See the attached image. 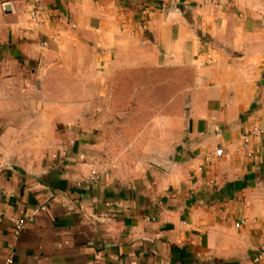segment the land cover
Segmentation results:
<instances>
[{
  "label": "crops",
  "instance_id": "1",
  "mask_svg": "<svg viewBox=\"0 0 264 264\" xmlns=\"http://www.w3.org/2000/svg\"><path fill=\"white\" fill-rule=\"evenodd\" d=\"M0 264H264V0H0Z\"/></svg>",
  "mask_w": 264,
  "mask_h": 264
},
{
  "label": "built area",
  "instance_id": "2",
  "mask_svg": "<svg viewBox=\"0 0 264 264\" xmlns=\"http://www.w3.org/2000/svg\"><path fill=\"white\" fill-rule=\"evenodd\" d=\"M98 179H99V176H98L97 172L96 171H92L90 176L85 179V183L91 185V184L95 183ZM44 210H46L45 207H41L39 209H36L34 211V215H37V214H39L40 212H42ZM33 221H34V217H32V218H30L28 220H25V219L18 220V221L15 222L16 228H17L18 231H21L22 229H24L26 227V225L28 223H31Z\"/></svg>",
  "mask_w": 264,
  "mask_h": 264
}]
</instances>
